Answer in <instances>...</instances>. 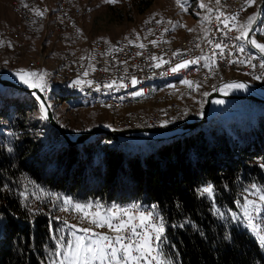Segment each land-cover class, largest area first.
Masks as SVG:
<instances>
[{
	"label": "trees",
	"instance_id": "obj_1",
	"mask_svg": "<svg viewBox=\"0 0 264 264\" xmlns=\"http://www.w3.org/2000/svg\"><path fill=\"white\" fill-rule=\"evenodd\" d=\"M140 2L144 8L150 4ZM262 21L264 12L253 32L258 39L264 34ZM58 89L63 101L78 99L77 93ZM46 101L54 115L55 105ZM234 105L246 107L245 112L223 123L211 119L175 139L130 142L96 136L67 145L41 119L32 98L1 87L0 264H50L53 237L69 238L49 207L58 195L105 208L157 205L167 218L169 243L163 251L172 264H264L259 241L230 217L252 184L264 186V103L231 101L221 111ZM35 111L38 119L30 122ZM209 183L223 219L197 192ZM185 220L196 228L174 227Z\"/></svg>",
	"mask_w": 264,
	"mask_h": 264
},
{
	"label": "rangeland",
	"instance_id": "obj_2",
	"mask_svg": "<svg viewBox=\"0 0 264 264\" xmlns=\"http://www.w3.org/2000/svg\"><path fill=\"white\" fill-rule=\"evenodd\" d=\"M44 1L48 2L52 8L57 2V0ZM236 1L238 5L243 3V0ZM20 2L22 0H0V74L7 72L10 73L9 75L18 76L17 73L21 70L23 72L43 74V80L46 82L47 87L42 92L46 99L48 98L55 105L53 116H55L61 126L68 128L72 132L71 135L81 133L97 125H107L115 129L172 127L194 118L199 113L207 94L203 89L195 94H185L179 90L164 91L145 105L124 110H115L105 106L82 107L76 99L72 98L71 100L63 101L60 98L62 96L61 91L50 88V74L53 68L59 64L64 53V47L55 37L51 38L48 34L46 37H38L40 42L35 47V50L30 46V40L34 38L22 40L19 35L20 31L17 28L19 26L17 17L12 11V8ZM76 2L77 12L68 17V23L72 27L78 28L82 36L88 41L117 43L126 39L128 35L139 32L141 24L152 20L154 17H158L165 27L171 25L172 28L176 29L177 33H173V39L175 42H180L187 36L204 29L209 0H180V4L177 3V0H150V4L146 8L142 7L140 0H116L115 3H106L105 0H76ZM201 4L205 5V7H200ZM250 9L251 7L243 11L244 20L253 13L252 10L254 8L248 12ZM238 22L235 25L236 30L239 29L237 25L240 22ZM253 32L254 30L251 32V37L256 39L258 43H264V34L261 33L262 38L258 39L254 37ZM47 40L55 42L60 49V53L51 60L47 58V48L49 49L50 47L46 43ZM53 42L51 43V48ZM8 44L12 50L11 53L7 54L4 50ZM3 68L7 69V71H4ZM233 79L236 78L233 75H229L225 80ZM155 87L158 88V86ZM167 109L175 111L177 116H179L176 122L168 123L159 118L160 114ZM233 109H239L238 113H236L241 114L245 112L246 107L234 105L229 108V110ZM221 110L216 111L217 113L211 119L218 123H223L228 116H231L229 115V110L224 112ZM37 119L38 115L35 111L31 114L30 122H34ZM157 123H159L158 126H156ZM246 195L243 201L245 198L249 200L257 199L248 190ZM57 197L61 199L53 196L49 205L54 211L52 216L54 219L61 221L63 224L65 221L70 224L71 220L78 219L81 216V213L73 212L71 206H69V211H61L65 197L62 195ZM235 213L238 216L241 215V208L238 207ZM239 224L244 226L242 222H239ZM67 231V236L70 237L72 231L70 229H67ZM248 231L251 233L250 230ZM77 234L82 235L80 233ZM252 235L257 239L254 234ZM262 235H264V232ZM259 245L264 251V246L260 243ZM54 259H56L55 256L49 261Z\"/></svg>",
	"mask_w": 264,
	"mask_h": 264
},
{
	"label": "bare ground",
	"instance_id": "obj_3",
	"mask_svg": "<svg viewBox=\"0 0 264 264\" xmlns=\"http://www.w3.org/2000/svg\"><path fill=\"white\" fill-rule=\"evenodd\" d=\"M261 1L262 0H257L256 4L247 6L246 0H243L241 5H238L236 0H219V6L222 9H228L231 12H235V25L238 21L240 22H238L239 25H237L239 26V29H235L234 35L231 36L232 45L238 50L243 47L244 51H241L243 54L247 55L253 60V62L264 66V57L257 53L259 51L254 46H251L250 43L248 46L244 41L236 39L240 34V28L248 24V18L253 15L256 16L257 14L255 11L244 20L242 19L243 11L250 7H256ZM207 7V20L204 29L187 36L180 42L174 41L172 26L169 30H165V25L158 17L152 19L155 20L154 23H149V21H147L141 24L139 32L127 36V38L132 37L133 43H140V45H143V47H140V50H147L150 47L152 48V55L157 56L176 54L181 50H188L192 47L193 52L196 53L197 62L196 66L191 71V76H185L183 79L181 72H169L162 75L138 78L136 84H133L132 81H126L125 84H122V90L114 91V99L127 98L128 91L137 89L139 86L151 87V89H160L163 87V90H155L152 94H149V97H139V99H131L129 101L114 104L99 103V99L102 98L103 100H110V93H104V90H92L90 93L87 90H74L67 92L77 93V101L82 107L105 106L115 110H124L139 105H145L153 101L159 93L171 90L173 84H175L174 91L179 90L185 94H195L201 92L202 89L205 90L206 93H209L212 90L219 91V89H221L227 82L233 81L244 85L247 83L249 86L246 85L245 88L241 89L244 92H255L264 95L263 89L251 87L263 85V76L250 74L249 67L242 64H233L231 66L217 65L215 58L209 57L207 47L209 45V36L212 31V21L208 16L215 14L217 0H209ZM209 9H211V11H209ZM263 9L264 3L260 7L261 11H263ZM12 11L15 17H17L19 23L17 28L20 31L19 35L22 40L39 36L46 37L48 34L51 38L55 37L58 42L63 45L64 53L62 58L50 74V88L54 90L59 91L58 87L60 86L61 89H65L67 86V79L77 77L80 73H85V67H89V65H111V56L107 52H102V45L119 44L121 42L109 43L105 41H88L82 36L78 28L72 27L68 23V17L77 12L76 0H57L53 8L44 0H22V2L12 8ZM37 11L42 13V15H37ZM149 35H154V39H150L148 42H141ZM158 39L165 40L160 42ZM130 67H132V60H124V63L118 64L117 74L128 72ZM101 73L103 75H112L113 66H101ZM229 75H233L236 79L225 80ZM9 78L16 82H20L18 76L9 75ZM184 81L191 82V87L185 84ZM155 86H158V88ZM215 101H217V99H212L210 101V114H214L225 103L223 100H220L223 101V103L219 104L215 103ZM232 114L235 113L229 115ZM178 117L179 116H177L176 112L171 111L170 109L162 112L159 116L162 121L168 123L176 122ZM158 125L159 123H157L156 126ZM130 204L133 205V203ZM80 217L81 216H79L78 219L71 220L70 224H75L77 229L91 226L86 220H81ZM254 222L261 225V234H263L264 217H261Z\"/></svg>",
	"mask_w": 264,
	"mask_h": 264
},
{
	"label": "snow or ice",
	"instance_id": "obj_4",
	"mask_svg": "<svg viewBox=\"0 0 264 264\" xmlns=\"http://www.w3.org/2000/svg\"><path fill=\"white\" fill-rule=\"evenodd\" d=\"M105 2L115 3L116 0H105ZM177 3L180 4V0H177ZM256 3L257 0H246L247 6H252ZM200 7L203 8L205 5L201 4ZM36 14L42 15L38 11ZM221 15L223 14L221 13ZM217 19H219V16ZM232 20H235V16L232 17ZM255 20V15L250 16L248 18V24L240 28V34L236 39L250 43L261 54H264V43H258L256 39L250 36V32L252 31L251 25ZM224 23L227 28L228 24L226 22ZM261 23H264V21ZM140 47H143V45H140ZM216 47L220 48L221 45L217 44ZM239 50L244 51V48L241 47ZM153 59L156 58L154 57ZM196 62L195 60L184 61L173 67L171 71L177 72L186 68L189 63ZM159 66V64L156 65V67ZM17 75L20 83L26 85L28 88L39 89L40 91L46 90L47 85L43 80V74L23 72L21 70ZM74 83L79 84L80 81H75ZM132 83L136 84L137 81L134 79ZM184 83L191 87V82L184 81ZM111 86L108 85V87ZM245 87L246 85L240 83L223 85L225 94H227L228 90L243 89ZM141 94L140 92L135 93V95ZM33 95L40 101V96L36 95L35 92H33ZM215 103L219 104L223 103V101L217 100ZM39 110L41 112V119H47L45 104L43 102L39 104ZM10 134L14 135V133ZM8 150L11 151V149ZM248 191L257 199L249 200L245 198L242 205L239 201H236L237 206L241 208V215L238 216L237 213L231 212V220L242 222L246 229L250 230L257 237L259 243L264 246V235L261 234V225L254 222L264 217V186L252 184ZM197 192L200 196L206 197L212 202L214 215L221 219L225 217V213L217 207L215 198L216 189L212 184L209 183L207 186L198 188ZM21 195L24 196L23 193ZM25 199H27L26 196ZM57 199L61 198L57 197ZM63 205L61 211H69V206H71V210L81 213V220H86L96 228L107 227L114 235L93 232L91 227H85L77 229V231L83 233L82 235H78L77 231H72L68 239H65L63 236L58 238L53 237L56 239V251L53 253L56 259L50 261V264H172L171 259L165 257L163 251V246L169 243V237L166 235L167 218L162 215L157 205H152L151 210L147 212L140 211V206L137 204L131 205V210L128 208H119L115 205L111 208H105L99 203L95 205L74 204L68 198L63 199ZM177 206L179 207V205ZM93 208H95V211H91ZM29 211L31 212L32 210L29 209ZM65 224H67V221H65ZM185 226L196 228V225L189 220L174 225L177 228H183ZM71 227L76 229L75 225ZM228 238V236L225 237V239Z\"/></svg>",
	"mask_w": 264,
	"mask_h": 264
},
{
	"label": "built area",
	"instance_id": "obj_5",
	"mask_svg": "<svg viewBox=\"0 0 264 264\" xmlns=\"http://www.w3.org/2000/svg\"><path fill=\"white\" fill-rule=\"evenodd\" d=\"M221 13L223 15H221ZM235 12H231L228 9H222L217 2V9L215 14L209 15L208 17L212 21V31L209 36V45L207 51L209 52V57H214L217 61V65L231 66L233 64H242L246 67H249V73L254 75L263 76V85L260 86H251L258 87L259 89L264 90V66H261L258 63L253 62L247 55L243 54L237 48H235L231 43V36L234 35L235 24L232 17ZM219 16V19L217 17ZM155 20H149V23H154ZM228 24V27H225V23ZM171 25H167L165 30H169ZM231 29V30H229ZM154 39V35H149L144 41ZM160 42H163L165 39H158ZM220 44L221 47L217 48L216 45ZM102 52H107L111 56V65H89L85 67V73H80L77 77L68 78L67 86L64 90L74 91V90H87L89 93L92 90H104V93H110V100L99 99V103H121L129 101L131 99H139V97H149V94H152L155 90H163V87L160 89H151V87H140L128 91V97L123 99H114V91L122 90V84H125L126 81H133L134 79L138 81V78L146 76H155L162 75L165 73L172 72L171 69L178 64L183 63L184 61H196V53L193 52L192 47L188 50H181L176 54H167L166 56H157L152 55V48L149 47L147 50H140V43H133L132 37L126 38L121 41L119 44L112 45H102ZM156 59H153V58ZM124 60H132V67L130 70L124 74H117V66L120 63H124ZM243 61V63H241ZM159 64V67L156 65ZM101 66H113L112 75H103L101 73ZM196 66V63H189L188 66L184 69H181L177 72H181V75L184 79L185 76H191V71ZM31 79V78H30ZM75 81H80L79 84L74 83ZM91 82V83H89ZM235 83L229 81L226 84ZM108 85H112L108 87ZM175 90V84L171 86V91ZM241 89H232L228 92H240ZM140 92L141 95H135V93ZM218 93H225V89L222 87L217 91ZM94 105V104H92ZM223 109V108H222ZM229 110V109H227ZM239 110V109H238ZM238 110L233 109L229 110V114L236 113ZM193 119V118H192ZM162 128V127H161ZM92 204V203H86ZM119 208H128L131 210V204H118L115 205ZM112 207V206H111ZM109 207V208H111ZM140 211H150L151 206H140ZM95 211V208L91 209ZM73 212H77L74 211ZM126 219V217H125ZM64 225L71 231H77L71 226L75 224H65ZM93 232L103 233L107 235H114L110 232L107 227L96 228L95 226H90ZM139 231V229H138ZM77 233L83 234L82 232L77 231Z\"/></svg>",
	"mask_w": 264,
	"mask_h": 264
},
{
	"label": "water",
	"instance_id": "obj_6",
	"mask_svg": "<svg viewBox=\"0 0 264 264\" xmlns=\"http://www.w3.org/2000/svg\"><path fill=\"white\" fill-rule=\"evenodd\" d=\"M263 3L264 0H262L259 5L258 4L256 5L255 11L257 12V14H256V20L251 25L252 31L254 27L257 25V23L260 21L261 15L264 12V9L263 11L260 10V7ZM251 32H250V36H251ZM245 44L249 46V43L245 42ZM257 53L260 56L264 57V55L261 54L260 52ZM9 74L10 73L7 72H2L0 74V88L10 87L12 89L27 94L34 101L40 116H41V112L39 110V104L43 102L45 104V109H46L45 114L47 116V119H43V120L49 125V127H51L60 135V137L64 140V142L67 145H82L84 143L91 141V139H93L96 136H110L111 139L114 141H130V142H137V141L159 142V141L175 139L187 134L188 132L192 131L197 127H201L207 124L210 121V119L220 109L224 108L231 101L248 100L252 102L264 103V95H261L259 93L240 91V92H228L227 94H225V93H218L216 90H212L211 92L207 93L205 97V101L202 104L199 113L193 119L183 121L172 127H165V128L136 127V128L115 129L107 125H97V126H92L88 130L83 131L81 133L71 135L63 126L57 123V121L53 116L50 106L48 105L43 93L39 89H30L26 85L20 82H16L11 78H9L8 76ZM245 84L248 85L247 83ZM33 92H35L36 95L40 96L41 98L40 101L36 99V96L33 95ZM212 99L223 100L225 102L224 105L214 114L209 113V105Z\"/></svg>",
	"mask_w": 264,
	"mask_h": 264
},
{
	"label": "crops",
	"instance_id": "obj_7",
	"mask_svg": "<svg viewBox=\"0 0 264 264\" xmlns=\"http://www.w3.org/2000/svg\"><path fill=\"white\" fill-rule=\"evenodd\" d=\"M252 10V8L248 11V12H250ZM174 27V26H173ZM173 29V33L175 34V33H177L176 32V29H174V28H172ZM179 35V34H178ZM179 36H182V35H179ZM184 38V37H183ZM178 39H181V38H178ZM40 42V39L38 38V37H36V38H34V39H31L30 40V46H32L33 47V50H35V47L38 45V43ZM53 41H50V40H47L46 41V43H48V47H49V49L47 48V58L49 59V60H51V59H53V58H55L59 53H60V49H59V47L57 46V44L55 43V42H53V44H52V48H51V43H52ZM45 43V44H46ZM32 44V45H31ZM11 50H12V48H11V46L8 44L7 45V47H6V49L4 50V52H7V54L8 53H11ZM32 50V51H33ZM7 68V67H6ZM3 70L4 71H7V69H5V68H3Z\"/></svg>",
	"mask_w": 264,
	"mask_h": 264
}]
</instances>
